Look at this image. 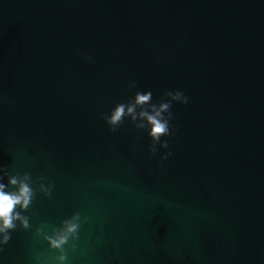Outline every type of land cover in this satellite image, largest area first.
Instances as JSON below:
<instances>
[{"label":"water","instance_id":"obj_1","mask_svg":"<svg viewBox=\"0 0 264 264\" xmlns=\"http://www.w3.org/2000/svg\"><path fill=\"white\" fill-rule=\"evenodd\" d=\"M168 90L189 103L167 149L127 117L109 131ZM3 165L54 188L0 264H56L35 229L76 212L65 264H264V0H0Z\"/></svg>","mask_w":264,"mask_h":264},{"label":"clouds","instance_id":"obj_2","mask_svg":"<svg viewBox=\"0 0 264 264\" xmlns=\"http://www.w3.org/2000/svg\"><path fill=\"white\" fill-rule=\"evenodd\" d=\"M92 61V57H87ZM130 88L135 87V82L129 84ZM186 105L189 97L180 90H168L163 93L158 102H152L151 91H136L134 98L127 102L117 103L109 113L102 118L109 127V131L115 133L124 123L125 118H130V122L136 129L143 130L150 137L149 153L155 156L159 148L169 147L167 140L162 137H169L176 131L172 125L173 113L171 111L173 103ZM172 153L169 151L161 156V160L167 159ZM8 178V183L2 181ZM46 177L40 176L35 183L29 173L10 174L8 166H0V251L12 239V232L18 228L23 231L31 229L30 218L24 215L32 206L37 194H42L47 199H53L54 184L47 183ZM87 216H81L79 212L74 213L70 218L64 219L57 227L55 225H42L35 229V234L47 242L51 250H55L56 264H65L68 259V251H75L79 233L83 223L87 222ZM46 228L50 229L46 231Z\"/></svg>","mask_w":264,"mask_h":264}]
</instances>
